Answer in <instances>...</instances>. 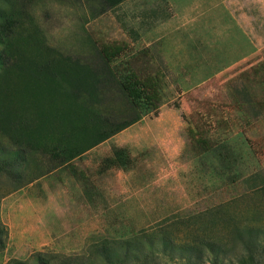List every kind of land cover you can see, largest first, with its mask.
Masks as SVG:
<instances>
[{
  "label": "rangeland",
  "instance_id": "374dc122",
  "mask_svg": "<svg viewBox=\"0 0 264 264\" xmlns=\"http://www.w3.org/2000/svg\"><path fill=\"white\" fill-rule=\"evenodd\" d=\"M260 1L131 0L103 11L99 0H0L8 12L31 4L53 47L105 51L142 114L54 171L41 156L42 166L19 164V178L0 172V264H107L104 247L122 253L119 242L139 234L158 237L156 249L159 238L207 242L236 259L234 230L264 229V48L241 23H264ZM241 88L259 104L258 119L242 109ZM103 102L123 116L121 94ZM117 149L128 160L106 168ZM41 167L52 172L29 182Z\"/></svg>",
  "mask_w": 264,
  "mask_h": 264
},
{
  "label": "trees",
  "instance_id": "16d2710c",
  "mask_svg": "<svg viewBox=\"0 0 264 264\" xmlns=\"http://www.w3.org/2000/svg\"><path fill=\"white\" fill-rule=\"evenodd\" d=\"M125 1L99 0L103 11ZM30 5L10 12L0 6V172L16 178L21 175L19 164L42 166L40 157L49 156L54 171L142 119L105 51L95 47L89 54L79 55L51 46L28 11ZM106 92L121 94L126 109L123 116L103 111ZM235 92L242 109L258 119L262 112L252 94L245 88ZM127 160L126 150L117 149L105 166L120 168ZM42 168L28 181L52 172L42 173ZM261 192L264 195V187ZM139 236L136 241L119 242L122 253L112 254L104 247L107 264H145L153 256L182 264H261L264 255V229L260 228L234 230L242 251L231 260L226 259L224 247L211 243L175 245L159 238L161 248L156 249L158 237ZM171 251L188 256L176 259ZM39 264L43 262L39 260Z\"/></svg>",
  "mask_w": 264,
  "mask_h": 264
},
{
  "label": "crops",
  "instance_id": "0c3cea01",
  "mask_svg": "<svg viewBox=\"0 0 264 264\" xmlns=\"http://www.w3.org/2000/svg\"><path fill=\"white\" fill-rule=\"evenodd\" d=\"M131 3V0H127L124 3H122L120 6H118L116 8V10L121 7V6H126L127 4ZM259 12L260 15L264 18V1L261 0L259 2ZM124 14V13H122ZM124 16V15H123ZM114 22L116 27L120 26L118 19L116 16H114ZM152 20H153V24L157 22H160L161 18H159V16L157 15V13H152ZM256 19L248 17V16H243L242 17V21L241 23L243 24V28L248 32L251 33L255 39V41L257 42V47L258 50L261 51L264 48V23L263 21H261L262 23L256 22ZM130 41H133L132 38L129 37ZM82 159V158H81ZM85 165H88L87 162H85Z\"/></svg>",
  "mask_w": 264,
  "mask_h": 264
}]
</instances>
